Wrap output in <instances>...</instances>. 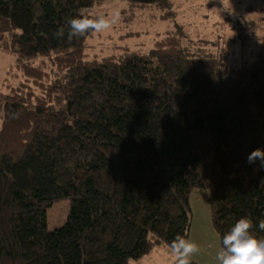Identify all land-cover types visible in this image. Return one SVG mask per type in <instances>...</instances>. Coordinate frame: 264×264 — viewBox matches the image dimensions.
Listing matches in <instances>:
<instances>
[{
	"label": "trees",
	"instance_id": "obj_1",
	"mask_svg": "<svg viewBox=\"0 0 264 264\" xmlns=\"http://www.w3.org/2000/svg\"><path fill=\"white\" fill-rule=\"evenodd\" d=\"M102 1L0 0L18 78L0 93V264H131L189 238L195 191L219 239L241 216L264 239V168L247 161L264 149V40L239 65L178 31L91 59L96 32L68 40V21Z\"/></svg>",
	"mask_w": 264,
	"mask_h": 264
},
{
	"label": "rangeland",
	"instance_id": "obj_2",
	"mask_svg": "<svg viewBox=\"0 0 264 264\" xmlns=\"http://www.w3.org/2000/svg\"><path fill=\"white\" fill-rule=\"evenodd\" d=\"M169 8L130 7L128 0H104L87 11V15L118 13L110 29L95 33L89 40L87 54L102 58L116 54L123 47L148 54L154 44L167 33L184 36V44L201 46L216 54H224L229 65H239L256 48L255 38L264 40V4L261 0H166ZM244 34V35H243ZM15 57L0 49V93L17 83ZM191 228L189 239L200 246L191 264H216L219 244L207 204V193L195 191L190 197ZM67 202L55 204L48 211L49 230L64 224ZM131 264H174V257L165 246L155 247L147 256Z\"/></svg>",
	"mask_w": 264,
	"mask_h": 264
},
{
	"label": "clouds",
	"instance_id": "obj_3",
	"mask_svg": "<svg viewBox=\"0 0 264 264\" xmlns=\"http://www.w3.org/2000/svg\"><path fill=\"white\" fill-rule=\"evenodd\" d=\"M118 13L107 16L101 14L90 18L86 15L72 17L69 23L67 39L72 40L85 36L89 31L101 33L111 28L118 20ZM56 38H64L65 30L58 28L54 33ZM250 164L259 161L264 168V149L257 148L247 156ZM254 223L247 216L236 219L219 239L215 251L216 264H264V239L253 232ZM255 227L264 231V217L258 219ZM169 249L174 257V264H191L194 254L200 251V246L177 233L169 243Z\"/></svg>",
	"mask_w": 264,
	"mask_h": 264
}]
</instances>
